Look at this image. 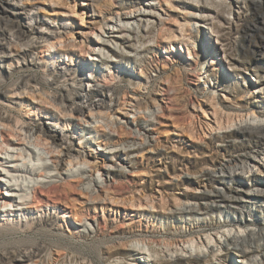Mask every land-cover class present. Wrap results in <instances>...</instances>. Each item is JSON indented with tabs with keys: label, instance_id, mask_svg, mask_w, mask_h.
I'll return each instance as SVG.
<instances>
[{
	"label": "rangeland",
	"instance_id": "1",
	"mask_svg": "<svg viewBox=\"0 0 264 264\" xmlns=\"http://www.w3.org/2000/svg\"><path fill=\"white\" fill-rule=\"evenodd\" d=\"M261 1L257 7L253 0H112L113 12L95 16L91 24L82 0H22L33 9L32 24L44 33L33 57L25 59L46 64L22 68V59L0 62V92L27 81L37 91L23 99L0 95V110L9 116L0 122V230H8L0 234V252L42 241L38 255L16 264H246L233 246L224 249L218 241L257 231L260 224L252 219L264 217V199L244 197L231 208L217 200L214 205L221 208L197 215L182 210L201 207L205 195L218 189L264 195V156L249 161L234 182L220 173L260 145L236 130L264 125ZM82 38V52L57 54L64 41ZM14 40L12 51L18 52L23 42ZM54 57L67 71L56 81L60 67L52 65ZM91 69V83H79ZM142 73L152 77L153 86L160 84L165 99L175 91L179 99L131 110L127 103L153 89L140 82ZM66 86L83 97L68 109L80 105L82 111L63 116L60 128L67 129L68 142L82 157L58 164L57 152L29 123L47 122L39 116L46 109L60 116L45 97L63 95ZM91 161L98 162L97 170ZM69 182L77 183L73 195L59 197L50 190L59 185L63 191ZM130 226L132 231H115ZM117 248L121 253L113 254ZM168 255L181 260L163 263ZM250 258L263 263L261 255Z\"/></svg>",
	"mask_w": 264,
	"mask_h": 264
},
{
	"label": "bare ground",
	"instance_id": "2",
	"mask_svg": "<svg viewBox=\"0 0 264 264\" xmlns=\"http://www.w3.org/2000/svg\"><path fill=\"white\" fill-rule=\"evenodd\" d=\"M82 1H83L81 2L82 7L83 6L86 7V9L88 10L87 16L90 19H92L91 24H96L97 21H94L96 19L95 16L104 18L107 14L110 15L113 12V9L115 8L112 0H82ZM253 2L254 5L257 7H260L262 5L261 0L258 1L253 0ZM203 8L205 9L206 7ZM32 14H33V9L28 8V5L23 3L22 0H0V36L3 39V42L0 41V47L4 49V51L6 50V52H3V54L0 55V62L2 64L5 63L11 64L12 62H17L20 59L24 60L22 62V68H31L46 64L45 62H40V61L35 62L34 60L28 61V59H25V57H30V58L33 57L34 51L39 48V45L44 38L43 36L44 33L39 29H37V28L43 29V27L36 28L32 24L31 22ZM14 29L17 30L16 31L17 34L14 32L15 31ZM51 33L57 34L59 32L54 30L51 31ZM14 38H16L17 42L18 41L23 42L20 43L21 44L20 46L22 48H20L19 49L20 51L18 52L12 51L13 50L12 44L15 42ZM55 44L52 43L51 48L55 47ZM85 47L86 45L83 38L75 43H71V42L69 43L64 41V45L62 44L59 47H56V52L57 54L71 55L74 49H78L82 52L85 49ZM95 57L97 56H93V57L90 56L92 60H97V58ZM52 65L56 66V68L60 67L58 73L53 77V81L66 77L67 71L65 68L61 66V63H59L56 57H54V62H52ZM77 65H79L81 68L85 67V64L80 60H77ZM12 69L8 70V74L12 73ZM91 70H89L90 73L89 77L87 76L84 77L83 74L80 75L79 83H82L84 81H86L87 85L91 83L90 78L94 73V69ZM156 70H158V68H156ZM30 79L34 82L35 78L31 77ZM170 80L173 81V79ZM45 81L50 82V79L45 78ZM27 82L21 84H17L16 82V84L11 89H8L5 92H0V95L6 100H11L12 96H17L18 98L23 99L26 96L25 94H35V92H37L36 88H34V85L32 86V84H29V82L28 83ZM140 82H142V84L146 88L152 86L153 89L149 91L146 95H142V98L137 99L136 101H134V103L128 101L129 103H127L126 106L129 105L131 110H147L149 109V107L161 106V104L164 103L165 100H170V102L171 101L176 102V100L179 99L178 92L175 90H174L175 92H173L174 94L172 95V97H169V99L167 97V99H165V97L161 95V91L163 90L160 89V84H155L153 86L152 85L153 79L147 73L140 74ZM172 86L170 85L171 88ZM64 91L65 93L60 96L46 95L47 99L45 97V100H47L46 102L50 105L51 109L53 108L57 113L60 114V116L57 115L53 110L49 111L48 109H46L44 111V114H41L39 116L46 118L48 120L47 122L42 123V125L41 123L35 125L36 123L35 121L36 120L38 121V119L31 118L29 125H34V134L46 146L50 147L49 149L50 151L52 150L51 152L54 153L57 152L58 155L56 160L58 164L59 163L63 164L64 161H67L68 163L71 164L75 159L78 160L82 156L78 150H75L72 147V143L68 142V135L65 133L67 129H65V127L63 129L60 128L61 127L60 121L63 116L66 117L68 116L67 114L71 115L72 112L81 113L82 106L80 105H76L75 107L73 106L72 109H68V108L71 103L72 105H75V101H77L78 99H82L83 97L81 92L72 89L71 86L70 88L68 86L64 87ZM168 91H166L165 95H167ZM42 102L38 100L36 103V105L40 107V109L44 105ZM95 106L103 107V103L96 104ZM110 114L111 113L108 114V117L110 116ZM6 121H9V116L5 115L0 110V122H2V124H5ZM237 128L238 129L236 131L238 135L242 137L254 136L259 140L260 145L254 151L255 152L254 155H250V154L243 155V160L240 162V164L235 161L233 162V164H229L226 167H224V169H220V173L222 174V179L228 180L230 182H234L235 180H237V176H239L241 173H244L245 168L251 161L252 163L255 162L257 163V158L259 156L262 157L264 156V125H257V128L255 127L256 129H254L248 124H244V125L242 124ZM6 141L9 144V139H6ZM121 141H124V138H121L119 140V142ZM89 164L93 169L96 170L99 165L97 161H91L89 162ZM255 165L256 164H254V166ZM262 166L264 167V164ZM237 171H240V173H238ZM76 185L77 183L69 182L65 186V189L63 191H58L60 188L58 187L59 185L52 187L50 190L59 197L63 195L68 196L76 193L75 191ZM7 188L10 189L8 191H12L13 185H7ZM8 191L5 193V195L9 196L10 198L11 197L15 198V194H12L11 192ZM119 195L122 196V194ZM205 196H206V202L201 207L191 206L184 208L182 210V214L197 215L199 213L201 214V212L213 210L214 208H221L222 206L214 205L217 200L223 204H226L228 207L231 208V206H235L243 203L244 197L248 199H252V201L254 202L260 198L264 199V195H262V191L257 193L251 191L247 193H241V191L237 189H230V188H227V191L223 189H218L215 191V193L206 194ZM3 206H6V202H4ZM262 216H264V211ZM44 222L47 223V220H45ZM230 222L241 224L242 221L238 218L237 219L231 218ZM252 222L255 224H260V228L257 231H248L244 236L226 237L222 243L220 241H218V243L221 244L224 249L227 248L228 246H233L234 254L241 256L243 259H245L246 264H253V260L250 257L255 254L261 255V259L263 262L262 264H264V225H263L264 217H260V216L253 217ZM132 228L133 227L130 226L127 227V229H120V230L116 229L115 231L117 233L119 232L126 233L132 231ZM0 234H8V230H0ZM47 234H48L47 231L43 232L44 236H46ZM43 244L44 243L42 241H37L34 242L28 248H25L23 250L0 252V264H16L18 262L31 260V258L38 255L42 251ZM210 249H213V247H211ZM120 253L121 251L118 248L116 251L113 252V254H120ZM197 255H201V252L197 253ZM169 256L170 255H168V257ZM202 256L206 257V253L202 252ZM190 258L191 256H189V259ZM167 259L168 260H164L163 263H176L179 262V260H181V258L178 256H176L175 259H173L172 256H170Z\"/></svg>",
	"mask_w": 264,
	"mask_h": 264
}]
</instances>
